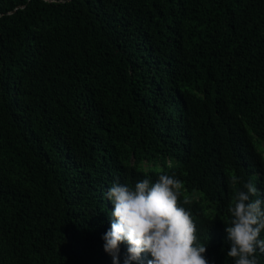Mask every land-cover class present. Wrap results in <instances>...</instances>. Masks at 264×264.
<instances>
[{
  "label": "trees",
  "instance_id": "1",
  "mask_svg": "<svg viewBox=\"0 0 264 264\" xmlns=\"http://www.w3.org/2000/svg\"><path fill=\"white\" fill-rule=\"evenodd\" d=\"M162 172L233 264L228 207L264 193V0H0V264H113L107 189Z\"/></svg>",
  "mask_w": 264,
  "mask_h": 264
},
{
  "label": "clouds",
  "instance_id": "2",
  "mask_svg": "<svg viewBox=\"0 0 264 264\" xmlns=\"http://www.w3.org/2000/svg\"><path fill=\"white\" fill-rule=\"evenodd\" d=\"M239 179L231 177L236 185ZM184 183L175 174L161 173L155 181L144 178L128 186L113 183L107 200L113 205L110 229L103 235L104 251L119 262L120 245H127L125 264L149 253L147 264H209L207 244L201 243L190 211L181 206ZM196 196L195 198H197ZM184 204L190 203L185 198ZM227 257L233 264H258L257 250L264 253V193L253 180L237 188L228 207Z\"/></svg>",
  "mask_w": 264,
  "mask_h": 264
}]
</instances>
